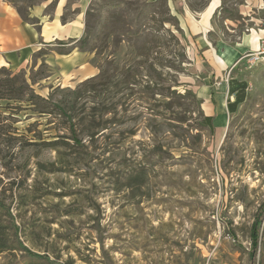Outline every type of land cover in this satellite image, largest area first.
<instances>
[{"label": "rangeland", "instance_id": "obj_1", "mask_svg": "<svg viewBox=\"0 0 264 264\" xmlns=\"http://www.w3.org/2000/svg\"><path fill=\"white\" fill-rule=\"evenodd\" d=\"M8 1L32 22L29 8L47 0ZM78 11L83 37L5 67L49 109H0V244L12 219L51 264H249L250 230L264 216V66L245 53L218 79L181 18L207 13L209 42L222 33L241 44L264 35V0H69L66 17ZM75 50L100 72L66 87L47 55ZM233 79L248 84L245 100L230 113L228 94L227 121L212 132L202 103ZM44 261L0 253V264Z\"/></svg>", "mask_w": 264, "mask_h": 264}, {"label": "crops", "instance_id": "obj_2", "mask_svg": "<svg viewBox=\"0 0 264 264\" xmlns=\"http://www.w3.org/2000/svg\"><path fill=\"white\" fill-rule=\"evenodd\" d=\"M52 2V1H51ZM50 1L29 8L28 18L24 19L23 14L17 6L8 0H0V68L8 67L10 70L19 71L26 68L34 55L46 47H53V42H64L67 40H79L85 34L84 12H77L73 18H67L69 0H55L52 11ZM189 14V13H188ZM184 16L181 20L188 33L199 35L205 47V53L197 47V56L203 59L207 66L213 67L217 78H223L227 71L239 58L249 51L259 48L260 39L264 35L253 30L252 37L242 40L239 44L232 39L228 42L224 36L217 34L214 42H209L207 34L211 33V19L207 13L201 16V21L192 23L191 19ZM193 18V16H192ZM195 20V19H193ZM198 44V43H197ZM236 45V46H234ZM210 48V49H209ZM209 55V59L206 57ZM49 64L58 69L59 83L66 87H72L87 79L96 77L100 70L92 63L86 53L77 50L64 55H47ZM207 58V59H206ZM206 61H208L206 63ZM229 94V88L218 89L210 93L212 105L205 100L202 108L207 117H213V125L222 128L225 124L227 104L223 99ZM216 100V105L215 101ZM221 101V102H220ZM221 103V105H219ZM260 264H264V237L260 243Z\"/></svg>", "mask_w": 264, "mask_h": 264}, {"label": "trees", "instance_id": "obj_3", "mask_svg": "<svg viewBox=\"0 0 264 264\" xmlns=\"http://www.w3.org/2000/svg\"><path fill=\"white\" fill-rule=\"evenodd\" d=\"M1 76L4 78L1 79ZM97 77L98 76L91 79H95ZM247 89L248 84L245 81H239L236 79L231 80L229 87V95L234 96L235 100L228 104L230 113H234L237 110L238 105L245 100ZM1 101H8L9 103L5 107H2V105L0 104V109L11 108L12 106L10 105V101L24 102L27 103L28 106L30 104L35 106L39 104L42 109H49V106L41 105L42 103L49 104V100L42 98L34 93L33 88L28 83L24 73L13 74L9 70L5 69V67L0 68V102ZM54 107L57 108V106ZM42 113L46 112L43 111ZM204 121L212 132L216 130V127L213 125V117L206 116L204 118ZM1 123L2 122L0 121V124ZM262 214L263 213L261 210L259 215L255 218L250 230V249L248 251L249 264H256V255L258 252L260 239L262 237L260 232L262 228L264 232V216ZM8 222V229L12 234L10 235L9 241L0 244V253H9L15 255L16 252H19L23 253V256L31 261L45 260V263H50L49 259L45 257L46 255H40L28 249V247L25 246L24 242L20 239L16 224L12 221V219H9ZM0 230L1 232H4V230H6L5 227L2 225V221H0ZM65 264H71V262L67 261Z\"/></svg>", "mask_w": 264, "mask_h": 264}, {"label": "built area", "instance_id": "obj_4", "mask_svg": "<svg viewBox=\"0 0 264 264\" xmlns=\"http://www.w3.org/2000/svg\"><path fill=\"white\" fill-rule=\"evenodd\" d=\"M245 58L247 59L248 65L251 68L264 66V37L260 39V45L258 49L247 52L244 55V58L240 60H243Z\"/></svg>", "mask_w": 264, "mask_h": 264}]
</instances>
